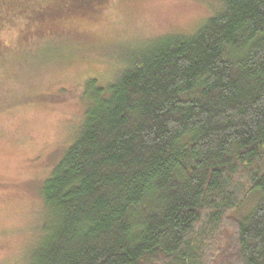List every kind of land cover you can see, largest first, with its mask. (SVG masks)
<instances>
[{
	"label": "trees",
	"instance_id": "obj_1",
	"mask_svg": "<svg viewBox=\"0 0 264 264\" xmlns=\"http://www.w3.org/2000/svg\"><path fill=\"white\" fill-rule=\"evenodd\" d=\"M107 1L0 0V66L12 57L22 77L79 52L44 30ZM198 2L210 15L191 33L132 48L104 79L0 97L1 111L14 98L84 106L21 264H264V0ZM110 45L98 55L111 60Z\"/></svg>",
	"mask_w": 264,
	"mask_h": 264
},
{
	"label": "rangeland",
	"instance_id": "obj_2",
	"mask_svg": "<svg viewBox=\"0 0 264 264\" xmlns=\"http://www.w3.org/2000/svg\"><path fill=\"white\" fill-rule=\"evenodd\" d=\"M206 8L198 0H108L96 16L64 18L57 29L53 26L43 34L57 39L61 46L81 50L46 69L25 70L22 77L10 57L13 66H8V62L0 66V79L5 82L0 83V97L5 94L12 98L15 91L29 98L39 91L57 94L88 76L104 79L111 73L110 65L115 67L132 48L165 34L191 33L210 15ZM51 31H57L58 35H47ZM2 32L11 37L17 34V30L8 27ZM34 43H24L27 47L24 51L31 50ZM52 44L45 45L57 49L51 48ZM110 44H115L108 51L112 58L106 60L108 57L97 52ZM15 52L13 48L7 54ZM37 58H48V63H53L59 54L45 49L43 53L41 49ZM29 98H14L13 108L0 110V264L22 263L34 238L41 182L71 142L70 132L84 113L83 104L71 95L65 101L44 105ZM247 208L248 201L237 215L242 216Z\"/></svg>",
	"mask_w": 264,
	"mask_h": 264
}]
</instances>
